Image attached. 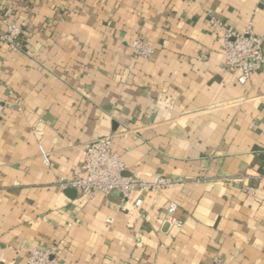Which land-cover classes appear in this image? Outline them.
<instances>
[{
  "label": "crops",
  "instance_id": "obj_1",
  "mask_svg": "<svg viewBox=\"0 0 264 264\" xmlns=\"http://www.w3.org/2000/svg\"><path fill=\"white\" fill-rule=\"evenodd\" d=\"M10 21L25 25L17 48L0 40V264L62 240L55 264H264V68L239 83L222 40L264 34V0H0ZM108 135L126 173L181 182L140 207L63 188Z\"/></svg>",
  "mask_w": 264,
  "mask_h": 264
},
{
  "label": "built area",
  "instance_id": "obj_2",
  "mask_svg": "<svg viewBox=\"0 0 264 264\" xmlns=\"http://www.w3.org/2000/svg\"><path fill=\"white\" fill-rule=\"evenodd\" d=\"M24 25V22H8L6 30L0 31V40L11 48H17ZM212 25L223 27L222 23L215 19L212 20ZM222 29L224 68L237 73V81L245 84L253 73L264 68V34H257L251 26L238 33L226 28ZM131 49L135 56L144 58H149L153 53L151 44L141 36L132 41ZM6 108V101L0 97V119ZM112 139L113 136L108 135L89 142L84 149L82 164L74 170L71 177L62 182V187L74 188L81 195H87L91 199L98 193L109 195L113 191H118L122 194L125 205L140 207L147 193H154L157 197L163 189L181 182V179L170 175L158 174L153 179L147 180L132 171L126 173L128 167L120 153L114 149ZM40 152L44 162L49 164V153L43 147H40ZM246 192L248 195H253L255 189L248 187ZM176 208L175 203L170 204L166 222L171 226L181 227L182 221L174 216ZM112 221L113 218H107V222ZM63 244L62 240L58 245L31 249L28 253V264H55L60 246ZM214 264H219V261Z\"/></svg>",
  "mask_w": 264,
  "mask_h": 264
},
{
  "label": "water",
  "instance_id": "obj_3",
  "mask_svg": "<svg viewBox=\"0 0 264 264\" xmlns=\"http://www.w3.org/2000/svg\"><path fill=\"white\" fill-rule=\"evenodd\" d=\"M71 192H74V191H73V189H72V191H71Z\"/></svg>",
  "mask_w": 264,
  "mask_h": 264
}]
</instances>
